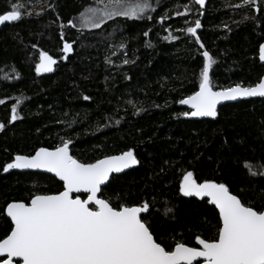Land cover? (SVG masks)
Listing matches in <instances>:
<instances>
[{"label": "trees", "instance_id": "trees-1", "mask_svg": "<svg viewBox=\"0 0 264 264\" xmlns=\"http://www.w3.org/2000/svg\"><path fill=\"white\" fill-rule=\"evenodd\" d=\"M3 1L0 14L11 10ZM51 1L42 15H22L0 29V239L12 227L8 203L63 190L51 176L5 172L4 165L16 155L53 149L62 139L72 141L70 154L84 163L133 150L138 163L112 176L100 196L114 206L147 201L150 209L141 215L166 248L175 241L197 247V235H216L214 205L180 193L187 171L198 183H224L244 202L264 205V175L246 167L264 173V99L225 105L213 121L187 120L178 106L199 88L204 51L214 61V90L259 82L264 0H206L204 9L194 0H148L151 7L139 18L114 15L99 27L82 24L80 14L103 4ZM196 19L203 48L181 31ZM171 36L176 39H165ZM65 42L73 46L66 58ZM41 51L56 60L51 73L35 70Z\"/></svg>", "mask_w": 264, "mask_h": 264}, {"label": "snow or ice", "instance_id": "snow-or-ice-1", "mask_svg": "<svg viewBox=\"0 0 264 264\" xmlns=\"http://www.w3.org/2000/svg\"><path fill=\"white\" fill-rule=\"evenodd\" d=\"M102 8H88L81 13V23L99 27L104 18L126 16L139 18L151 7L148 0H95ZM202 8L206 0H194ZM255 4L256 0H244ZM11 10L0 14V24L21 19L23 5L12 3ZM179 15V13H177ZM203 13H200L202 15ZM73 25V21H68ZM194 26L181 31L195 38L204 47ZM148 36V32L144 33ZM63 39V36H61ZM176 37H165V39ZM33 47H36L33 45ZM65 58L73 46L65 42L62 49ZM203 66L199 73V88L178 101L188 105L191 111L181 113L185 117H216L221 101L237 97H264V78L254 86L236 84L214 90L210 79L213 58L204 51ZM259 59L264 61V43L259 46ZM56 60L41 51L36 72H51ZM128 63L127 60L124 61ZM85 100L90 99L85 96ZM20 101L17 100V104ZM4 101L0 100V104ZM13 105L11 121L17 119ZM139 111V109H137ZM4 125L0 123V129ZM71 140L62 139L55 148L41 147L34 155H16L4 165L9 169H44L54 173L63 182V190L55 194L33 195L30 202H10L5 212L11 219V231L0 239V264H264V205L256 207L233 194L224 183L205 180L198 183L191 171L183 174L180 192L184 196L208 198L219 212L216 235L212 239L195 237L199 247L175 241L174 247L166 248L154 239L150 225L142 213L150 209L147 201L139 206L119 204L101 198V186L109 181L111 173L136 165L138 160L132 149L119 155L104 156L92 163H84L70 154ZM252 175L258 173L246 165ZM73 193H84L87 198ZM166 211H171L167 209Z\"/></svg>", "mask_w": 264, "mask_h": 264}, {"label": "water", "instance_id": "water-1", "mask_svg": "<svg viewBox=\"0 0 264 264\" xmlns=\"http://www.w3.org/2000/svg\"><path fill=\"white\" fill-rule=\"evenodd\" d=\"M205 4H206V3H205ZM199 6H200V5H199ZM204 7H205V6H204ZM204 7L202 8V7L200 6L201 9H204ZM11 23H13V22H4L3 24H0V29H1L3 26L8 25V24H11ZM258 60H259L260 64L264 66V61H261V60L259 59V50H258ZM261 78H264V75H263ZM252 99H264V97H260V96H254V97H237L235 100L221 101V102L217 105V112H218V110H219L221 107H223V106H225V105L234 104V103H238V102H241V101H247V100H252ZM178 106H179L180 108H183V109L186 110V111H191V109H190V107H189L188 105H181V104L178 103ZM216 117H217V116H216ZM216 117L213 118V117H190V116H189V117H186V119H187V120H191V121H202V120H211V121H213V120L216 119ZM50 150H51V149H50ZM34 154H35V153H34ZM34 154H33V155H34ZM134 166H135V165H132V166H130L129 168L123 169V170H122L121 172H119V173H111V174H110V178H111L112 176H114V175H121V174H124V173L130 171ZM10 170L13 171V172H18V173H39V174H45V175H48V176H51V177L55 178V179H56L58 182H60V183L62 184V186H63V182L60 181L59 178L56 177L54 173H49V172H47V171L44 170V169H10ZM109 180H110V179H109ZM108 182H109V181H106V182H105V185H102V186H101V189L104 188V187L107 185ZM75 195L85 196V199L87 198L86 194H84V193H73V196H75ZM98 195H100V193H99ZM205 198H207V197H205ZM207 199H208V198H207ZM214 207H215V205H214ZM215 209H216V208H215ZM216 210H217V212H218V209H216ZM218 215H219V212H218ZM5 216H6V218L11 222V219H10V217L7 216L6 212H5ZM11 224H12V223H11ZM197 247H199V246L197 245ZM194 264H197V262L194 261ZM199 264H203L202 259H199Z\"/></svg>", "mask_w": 264, "mask_h": 264}, {"label": "rangeland", "instance_id": "rangeland-1", "mask_svg": "<svg viewBox=\"0 0 264 264\" xmlns=\"http://www.w3.org/2000/svg\"><path fill=\"white\" fill-rule=\"evenodd\" d=\"M2 3L8 6H11L12 3L22 4L23 5V9H22L23 15H25L28 18L37 17V16L42 15L52 5L51 0H40L37 3H33L32 0H4ZM105 19L107 18H104L103 21ZM54 65H53V68H54ZM51 72H42L38 74L42 75V74H48Z\"/></svg>", "mask_w": 264, "mask_h": 264}]
</instances>
